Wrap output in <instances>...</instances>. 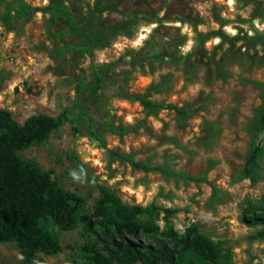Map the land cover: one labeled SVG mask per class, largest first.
<instances>
[{
	"label": "rangeland",
	"instance_id": "1",
	"mask_svg": "<svg viewBox=\"0 0 264 264\" xmlns=\"http://www.w3.org/2000/svg\"><path fill=\"white\" fill-rule=\"evenodd\" d=\"M19 2L33 11L7 29L2 15ZM153 41L158 53L136 61ZM0 110L17 124L62 116L18 154L85 210L104 187L156 208L159 230L161 210L176 209L179 235L194 227L230 249V264H264L262 227L243 222L264 210V0H0ZM254 146L252 183L237 176ZM42 227L60 250L30 264H90L98 226ZM21 260L15 243H0V264Z\"/></svg>",
	"mask_w": 264,
	"mask_h": 264
},
{
	"label": "trees",
	"instance_id": "2",
	"mask_svg": "<svg viewBox=\"0 0 264 264\" xmlns=\"http://www.w3.org/2000/svg\"><path fill=\"white\" fill-rule=\"evenodd\" d=\"M32 11L19 2L12 14L4 11L3 24L8 29L10 19H27ZM57 12L66 16L62 10ZM159 49L153 41L134 59H149ZM96 88L93 86L91 92ZM139 102L146 108L159 107L141 98ZM62 122V116L37 114L17 124L9 112L0 110V243L17 245L22 254L20 264H30L37 253L54 254L60 250L56 233L42 225L63 231L89 222L100 228L96 243L86 248L90 264H230L231 251L221 241H212L194 227L186 228L182 235L173 229L169 217L176 209L161 210L164 225L159 230L149 220L156 208L125 205L110 190L99 187L95 204L85 210L78 196L63 191L47 173L20 158L19 152L45 139ZM259 125L263 127V122ZM262 153V147L250 150L238 179L252 183L258 180ZM132 166L143 171L156 169L137 163ZM186 179L199 181L197 177ZM243 222L250 227L261 226L254 237H264V210L245 216Z\"/></svg>",
	"mask_w": 264,
	"mask_h": 264
},
{
	"label": "bare ground",
	"instance_id": "3",
	"mask_svg": "<svg viewBox=\"0 0 264 264\" xmlns=\"http://www.w3.org/2000/svg\"><path fill=\"white\" fill-rule=\"evenodd\" d=\"M141 36H143V35H141Z\"/></svg>",
	"mask_w": 264,
	"mask_h": 264
}]
</instances>
